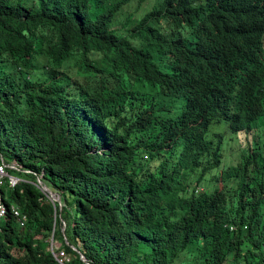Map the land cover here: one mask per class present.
I'll list each match as a JSON object with an SVG mask.
<instances>
[{
	"label": "trees",
	"instance_id": "16d2710c",
	"mask_svg": "<svg viewBox=\"0 0 264 264\" xmlns=\"http://www.w3.org/2000/svg\"><path fill=\"white\" fill-rule=\"evenodd\" d=\"M132 1L0 0V264H264V0ZM219 119L248 145L198 190Z\"/></svg>",
	"mask_w": 264,
	"mask_h": 264
},
{
	"label": "rangeland",
	"instance_id": "374dc122",
	"mask_svg": "<svg viewBox=\"0 0 264 264\" xmlns=\"http://www.w3.org/2000/svg\"><path fill=\"white\" fill-rule=\"evenodd\" d=\"M150 1L151 0H143L141 2H137L136 0H133L131 4L125 6L124 14L128 12H132L133 14H135L137 13V11L139 12L142 7L144 8L146 5H148ZM262 76L264 80V70H262ZM162 98L165 102L180 101L182 103L183 101V98L181 96H162ZM257 121L261 122L260 125L263 123L262 126L264 128V113L261 116L257 117ZM262 126L259 127V130L260 128L262 129ZM218 133L221 135V137H218ZM204 136L206 139H210L213 144H215L217 140L221 142L219 148L221 152V162L217 167L205 170L200 179V182L196 184V186H198V190H211L216 183L219 184V186H222L221 182L218 180L220 171L228 165H235L240 160L241 151H243V148H246L248 144L244 139V133L242 131H230L223 119L213 120L209 124ZM250 140L252 141L253 137H250ZM261 148L262 154L264 156V138L262 139ZM9 164L15 165L14 162H11ZM10 172L21 176H27L24 172L18 171L16 169L10 170ZM19 258L22 261L25 260L24 254H22V252L19 254Z\"/></svg>",
	"mask_w": 264,
	"mask_h": 264
},
{
	"label": "built area",
	"instance_id": "2783aa9c",
	"mask_svg": "<svg viewBox=\"0 0 264 264\" xmlns=\"http://www.w3.org/2000/svg\"><path fill=\"white\" fill-rule=\"evenodd\" d=\"M7 166L16 167V164L15 165L7 164L0 157V220L3 219L6 216V214H10V216L13 218V221L18 228L23 229L28 234H31L33 232V229L27 225V217L20 210L19 206L14 202L5 203V201L3 200V197L5 196L2 193L1 188H3L4 190H6L7 188H11L15 185L16 182L22 179L16 175L10 174L7 171ZM48 241L50 244V251L54 259L59 264H66L70 259V255L67 254L60 247V241L54 239L53 237H50Z\"/></svg>",
	"mask_w": 264,
	"mask_h": 264
},
{
	"label": "water",
	"instance_id": "95a60500",
	"mask_svg": "<svg viewBox=\"0 0 264 264\" xmlns=\"http://www.w3.org/2000/svg\"><path fill=\"white\" fill-rule=\"evenodd\" d=\"M31 183L34 184L50 200V202L53 205V208H54V206H56L57 209L60 210L62 203H61V200L59 198V194L55 190H53L49 186H47V184L41 179L40 176L36 175L34 177V179L31 180ZM61 229H63V227ZM52 232L53 231H51L50 237H52ZM72 247L75 249L74 246H72ZM76 250H77L79 256L84 260L85 258L83 256V254L78 249H76Z\"/></svg>",
	"mask_w": 264,
	"mask_h": 264
}]
</instances>
